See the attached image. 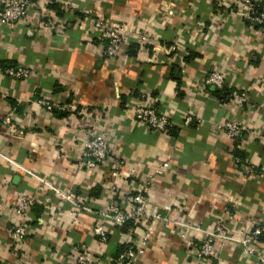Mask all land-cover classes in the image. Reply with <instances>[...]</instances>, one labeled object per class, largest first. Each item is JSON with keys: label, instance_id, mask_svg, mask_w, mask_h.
Listing matches in <instances>:
<instances>
[{"label": "crops", "instance_id": "0c3cea01", "mask_svg": "<svg viewBox=\"0 0 264 264\" xmlns=\"http://www.w3.org/2000/svg\"><path fill=\"white\" fill-rule=\"evenodd\" d=\"M45 5L63 29L39 28L32 9L28 24H0V264H76L83 249L92 251L91 264H109L148 228L153 239L135 264H255L239 240L260 227L263 234L250 247L264 256V30L244 19L234 0ZM95 17L124 22L149 42L128 37L118 57L104 58L90 29ZM9 67L29 68L31 76L10 78ZM217 68L225 73L224 88L206 87ZM235 90L249 95L243 107L229 101ZM142 93L169 117L166 133L136 122L133 106ZM44 99L68 110L48 113ZM85 109L94 115L80 113ZM227 119L242 124L241 138L220 131ZM93 132L106 137L110 153L88 168L82 143ZM163 163L169 167L159 174ZM148 179H154L148 208L157 218L116 226L104 217L111 201L122 203ZM20 194L36 203L26 218L27 238L15 243L9 228ZM219 223L234 239L198 260L197 250ZM98 224L107 229L105 242L93 232Z\"/></svg>", "mask_w": 264, "mask_h": 264}, {"label": "built area", "instance_id": "2783aa9c", "mask_svg": "<svg viewBox=\"0 0 264 264\" xmlns=\"http://www.w3.org/2000/svg\"><path fill=\"white\" fill-rule=\"evenodd\" d=\"M243 7L244 19L253 27L257 26L264 30V2L262 0H234ZM46 0H0V24L15 28L19 25H25L30 22L28 19L29 12L33 10V20L39 28L49 30H61L64 27V21L55 16L51 10L45 5ZM73 9L72 4H67L65 7ZM86 22L78 19L77 27L84 30ZM90 29L93 34L98 37V42L101 46V55L107 59L118 57L122 52V47L128 37H131L138 44L149 42V37L145 34H133L129 30L126 23L117 21L110 17H95L89 22ZM5 75L17 80H26L31 76V70L26 67H9L4 71ZM225 84V73L220 69H214L204 79L206 87L223 89ZM147 93H142L133 106L134 118L141 126L166 133L171 125L169 117L152 102H148ZM229 101L236 107H243L249 101V95L244 91H233L229 96ZM41 104L48 113L53 111H67V107L61 104H55L50 100H41ZM83 114H88L92 117L94 114L85 109ZM9 120V119H8ZM192 121V116L189 115L186 123ZM220 131L231 139H239L242 137L244 127L234 119H227L218 125ZM264 145V136L262 138ZM82 163L88 167H96L107 160L110 153V144L104 135L98 132L91 133L82 143ZM169 167L168 163H163L158 173H163V170ZM118 172H113L112 176L117 177ZM154 179H148L143 184L140 191L129 192L123 197L122 203L111 201L105 208L104 217L110 219L116 226H123L127 222H132L135 225L143 226L149 218H157L148 208V197L150 187L153 186ZM114 188V187H113ZM56 196L66 201H72L73 197L70 193H63L60 190L54 189ZM36 203V198L29 194H20L14 204L13 213L15 223L9 228V235L15 243L25 241L28 236L27 215ZM160 215L158 216V218ZM166 222L164 221V224ZM93 232L102 242L107 240V229L103 224H98L93 229ZM263 234L260 227L252 231H247L240 237V243L243 245L246 253L256 256L255 264H264V256L257 255L255 250L250 247V244L257 240ZM154 232L151 229H146L143 235L135 241H128L127 247L118 256L113 258L109 264H135L138 258L143 255L146 248L153 239ZM183 237V236H182ZM234 235L230 233L225 224H217L213 231L208 233L199 249L196 252L198 260L208 259L216 254L217 244L231 241ZM93 260L92 251L83 249L78 253L76 264H91Z\"/></svg>", "mask_w": 264, "mask_h": 264}, {"label": "trees", "instance_id": "16d2710c", "mask_svg": "<svg viewBox=\"0 0 264 264\" xmlns=\"http://www.w3.org/2000/svg\"><path fill=\"white\" fill-rule=\"evenodd\" d=\"M54 9H58L57 7H54ZM58 13L61 15V17H63L64 15V12H62V10H60V8L58 9ZM5 70V69H4ZM127 223H130V222H127Z\"/></svg>", "mask_w": 264, "mask_h": 264}]
</instances>
